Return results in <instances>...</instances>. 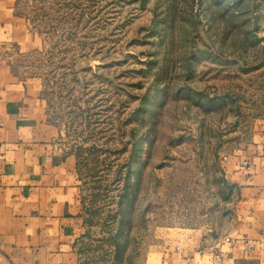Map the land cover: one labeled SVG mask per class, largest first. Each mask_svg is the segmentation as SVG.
I'll return each mask as SVG.
<instances>
[{
    "label": "rangeland",
    "instance_id": "obj_1",
    "mask_svg": "<svg viewBox=\"0 0 264 264\" xmlns=\"http://www.w3.org/2000/svg\"><path fill=\"white\" fill-rule=\"evenodd\" d=\"M15 1L38 45L12 64L76 156L91 234L120 231L113 264L191 233L224 239L222 161L264 113V0Z\"/></svg>",
    "mask_w": 264,
    "mask_h": 264
},
{
    "label": "crops",
    "instance_id": "obj_2",
    "mask_svg": "<svg viewBox=\"0 0 264 264\" xmlns=\"http://www.w3.org/2000/svg\"><path fill=\"white\" fill-rule=\"evenodd\" d=\"M15 9V0H0V264H113L108 232L101 230L97 237L106 240L92 245L100 240L91 234L98 224L75 154L50 119L37 79L12 64L10 54L38 45ZM221 168L235 189L228 235L211 243L193 233L165 239L140 264H264V113Z\"/></svg>",
    "mask_w": 264,
    "mask_h": 264
},
{
    "label": "trees",
    "instance_id": "obj_3",
    "mask_svg": "<svg viewBox=\"0 0 264 264\" xmlns=\"http://www.w3.org/2000/svg\"><path fill=\"white\" fill-rule=\"evenodd\" d=\"M125 183H127V181L125 182ZM125 186H126V184H125ZM124 186V187H125ZM120 200H119V204H118V206H119V208L121 207V202H122V198L124 197V194H121L120 196ZM120 223H121V220H120ZM120 226H122V224L120 225ZM120 233V231H117V233L114 235V242H113V244H114V246H115V257L117 256V254H118V250H119V245H118V243H117V241H116V238L118 237V234ZM117 258V257H116Z\"/></svg>",
    "mask_w": 264,
    "mask_h": 264
}]
</instances>
